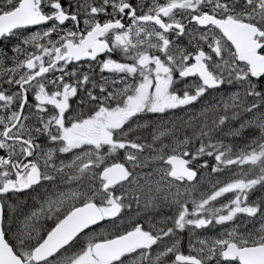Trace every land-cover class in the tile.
<instances>
[{"label":"snow or ice","instance_id":"1","mask_svg":"<svg viewBox=\"0 0 264 264\" xmlns=\"http://www.w3.org/2000/svg\"><path fill=\"white\" fill-rule=\"evenodd\" d=\"M11 38L0 264H264V0H0Z\"/></svg>","mask_w":264,"mask_h":264},{"label":"rangeland","instance_id":"2","mask_svg":"<svg viewBox=\"0 0 264 264\" xmlns=\"http://www.w3.org/2000/svg\"><path fill=\"white\" fill-rule=\"evenodd\" d=\"M16 42L15 38H11L10 40H2L0 42V52H7L9 56H11V52H10V47L12 44H14ZM178 44L181 45H187V39L186 38H182V37H178L177 41ZM9 63V61L5 60V66H7V64ZM217 98H219L218 94H217ZM209 99L211 100V97H209ZM222 110V109H221ZM211 117V114H209V118ZM243 117L238 118L235 121H229L228 123H226L224 126H222L219 131H217L215 133V136L222 140L223 142H226V144H230L229 146H231L233 149H235V147L238 144H242L243 142H245L247 140V138L252 135V130L245 128L242 130V135L241 136H229L227 135V133L232 129L238 126L239 124V119H242ZM145 131L148 132L147 136H151V132L150 130H144V129H138L134 135H144ZM183 135V130L181 132V137ZM143 143H147L145 142V139L142 140ZM144 152L149 153L150 154V150L149 149H144ZM149 165H151V162H149ZM148 167V166H146ZM152 167V166H151ZM150 168V167H149ZM137 175V179L140 181V183H144L145 180H147L149 177L147 176V173L150 172H146V171H142L141 169H135L134 170ZM210 172V169H209ZM224 179H227L228 177L225 175L223 177ZM199 179V177L197 178ZM145 187H147V185H145ZM264 194V190H261L258 186L254 189V190H250V199L255 200L258 196ZM40 199H42V196L39 197ZM33 208H39V204L34 200V205L33 207H29L27 210H21L18 211V216L17 219L15 221H13V227H20L21 225H26L27 221H25L24 217L25 215L29 214L30 211ZM133 211H136V205H135V201H133ZM125 213H128V209L124 210ZM163 213L165 215H169L170 212L168 211L167 208L162 210ZM240 217V220L238 221V226L240 227V230H244V229H252L254 228V225L250 222V218H249V222H245V214H237ZM19 221V222H18ZM198 232H201V230H197ZM207 234L211 235L214 234L216 232L219 231V226H217L215 229H208L206 230ZM201 234H204L203 232H201ZM183 239L181 240V244L184 242L186 244H188V234L187 232H183L182 234Z\"/></svg>","mask_w":264,"mask_h":264},{"label":"flooded vegetation","instance_id":"3","mask_svg":"<svg viewBox=\"0 0 264 264\" xmlns=\"http://www.w3.org/2000/svg\"><path fill=\"white\" fill-rule=\"evenodd\" d=\"M133 2L135 3L136 0H133ZM183 38V37H182ZM2 40H0L1 42ZM102 55V54H101ZM141 136H144V135H141ZM151 141V136H147L145 138V142H150ZM150 167V168H149ZM138 169H141L142 171H146V172H152L153 169L151 167V165H149L148 167H140ZM198 177H196L197 179ZM13 203H16L15 200L12 201ZM34 205V200L32 199L31 195L25 197L23 195L20 196V204H19V208H18V211H21V210H27L29 207H33ZM6 211V209H5ZM17 216H18V212H17V215L13 217V221H15L17 219ZM182 251L185 252V254L187 253L188 249L186 247V244L183 242L182 244Z\"/></svg>","mask_w":264,"mask_h":264},{"label":"trees","instance_id":"4","mask_svg":"<svg viewBox=\"0 0 264 264\" xmlns=\"http://www.w3.org/2000/svg\"><path fill=\"white\" fill-rule=\"evenodd\" d=\"M211 118V117H210ZM224 144H226V142H223ZM230 145V144H229Z\"/></svg>","mask_w":264,"mask_h":264},{"label":"water","instance_id":"5","mask_svg":"<svg viewBox=\"0 0 264 264\" xmlns=\"http://www.w3.org/2000/svg\"><path fill=\"white\" fill-rule=\"evenodd\" d=\"M194 179H196V178H194Z\"/></svg>","mask_w":264,"mask_h":264}]
</instances>
